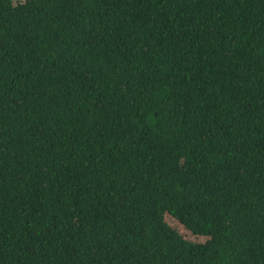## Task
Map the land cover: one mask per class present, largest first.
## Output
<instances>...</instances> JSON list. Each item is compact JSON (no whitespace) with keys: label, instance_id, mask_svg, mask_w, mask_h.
<instances>
[{"label":"trees","instance_id":"obj_1","mask_svg":"<svg viewBox=\"0 0 264 264\" xmlns=\"http://www.w3.org/2000/svg\"><path fill=\"white\" fill-rule=\"evenodd\" d=\"M0 264H264V0H0Z\"/></svg>","mask_w":264,"mask_h":264},{"label":"rangeland","instance_id":"obj_2","mask_svg":"<svg viewBox=\"0 0 264 264\" xmlns=\"http://www.w3.org/2000/svg\"><path fill=\"white\" fill-rule=\"evenodd\" d=\"M22 1H24V0H22ZM165 220H166V222H169V223H171V225L175 228V229H177V230H180V226L179 225H177L168 215H166L165 216ZM172 221L175 223H172ZM180 232H182V230L180 231Z\"/></svg>","mask_w":264,"mask_h":264}]
</instances>
